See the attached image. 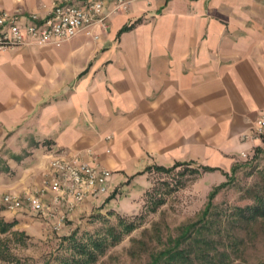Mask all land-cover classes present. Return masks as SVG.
<instances>
[{"label": "crops", "instance_id": "1", "mask_svg": "<svg viewBox=\"0 0 264 264\" xmlns=\"http://www.w3.org/2000/svg\"><path fill=\"white\" fill-rule=\"evenodd\" d=\"M54 1L0 0V11L25 26ZM107 24L0 56V150L19 193L45 187L54 156L109 168L114 192L143 181L152 165L227 172L263 145L254 125L264 111V0H134ZM100 196L73 211L64 199L52 217L40 216L75 220Z\"/></svg>", "mask_w": 264, "mask_h": 264}, {"label": "rangeland", "instance_id": "2", "mask_svg": "<svg viewBox=\"0 0 264 264\" xmlns=\"http://www.w3.org/2000/svg\"><path fill=\"white\" fill-rule=\"evenodd\" d=\"M1 153L2 150L0 165L4 166L6 161ZM26 153L23 150L18 156L23 157ZM10 156L15 155L10 153ZM201 166H182L171 173L152 170L144 175L143 181L121 183L114 192L108 190L102 194L101 203L88 212L75 220L66 217L60 228L40 214L34 217L26 214L25 220L17 219L16 215L21 212L8 210L1 204L6 192L19 193L17 188L21 182L11 171L8 180L0 178V222L17 220V224L8 232L0 231V264H42L59 252H71L70 242L64 237L75 230L79 231V238L82 233L103 235L121 218L134 222L136 228L124 235L97 264H146L149 252L161 248L158 244L160 236L175 233L179 225L195 220L207 204L212 189L226 181L229 185L216 196L215 203L221 213L227 212V216L224 215L227 218L222 221V234L228 244H233L230 251L234 264H264V218L245 222L235 211L237 206L252 203L257 194L264 196V141L262 146L233 165L235 172L232 168L227 172H206ZM176 179L181 180L179 187L169 192L167 183H175ZM162 193L166 197L165 203L157 211H151L150 199Z\"/></svg>", "mask_w": 264, "mask_h": 264}, {"label": "built area", "instance_id": "3", "mask_svg": "<svg viewBox=\"0 0 264 264\" xmlns=\"http://www.w3.org/2000/svg\"><path fill=\"white\" fill-rule=\"evenodd\" d=\"M134 0H113L106 6L103 0H55L50 12L43 18L29 14V22L21 25L20 16L0 11V56L8 49L24 44L60 46L81 31L92 34V27L101 24L107 28V19L126 11ZM97 38V36H95ZM255 137L264 139V111L254 125ZM112 171L100 164L91 165L80 157L54 156L50 171L44 174L45 187L39 193H6L3 203L8 210L28 208L34 214L52 217L66 199L69 211L88 198H98L108 191ZM51 194L50 201L44 199ZM65 217L60 216L56 227H62Z\"/></svg>", "mask_w": 264, "mask_h": 264}, {"label": "trees", "instance_id": "4", "mask_svg": "<svg viewBox=\"0 0 264 264\" xmlns=\"http://www.w3.org/2000/svg\"><path fill=\"white\" fill-rule=\"evenodd\" d=\"M191 164V162H177L169 167L152 165L148 166L145 172L156 170L171 173L179 167H188ZM201 167L203 171L216 170V168L208 166ZM10 171V166L5 162L4 166L0 165V173ZM194 171H199V169ZM232 171L235 172L234 167H232ZM225 174L227 177L229 176L228 173ZM180 181L176 179L175 183L168 182L169 192L179 187ZM228 183V181L223 182L212 189L207 204L195 220L179 225L175 233L170 232L166 237L160 236L158 244L161 248L149 252V260L146 264H234L235 259H233L230 251L233 244H228V241L223 239L222 234V221L227 218L224 216L227 212L225 214L221 213L215 203L216 196L229 185ZM150 200L149 209L157 211L165 203L166 197L162 193L159 196L154 195V198L152 197ZM1 204L7 208L3 200ZM235 211H237L236 213L240 216L241 221L245 222L264 218V196L257 194L252 203L237 206ZM236 213H231V215L234 216ZM16 221L0 222V231L8 232L17 224ZM135 228L136 224L134 222H127L121 218L117 225L111 226L109 232L103 235L97 232L82 233L79 238V231L75 230L69 236L64 237L70 242L68 246L71 252L65 251L61 254L59 252L53 259L49 258L42 264H97L111 247L120 243L124 235L129 234ZM16 233L24 234L23 232Z\"/></svg>", "mask_w": 264, "mask_h": 264}]
</instances>
